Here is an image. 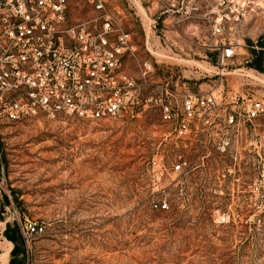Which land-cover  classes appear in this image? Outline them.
Masks as SVG:
<instances>
[{
    "label": "rangeland",
    "instance_id": "obj_1",
    "mask_svg": "<svg viewBox=\"0 0 264 264\" xmlns=\"http://www.w3.org/2000/svg\"><path fill=\"white\" fill-rule=\"evenodd\" d=\"M191 1L159 18L158 0H108L134 48L124 68L137 78L147 47L153 80L169 94L175 86L178 106L183 95L221 84L264 102V0L223 72ZM170 15L179 21L172 32ZM69 18L76 25L96 14L75 0ZM258 59L261 73L251 67ZM165 131L152 107L135 119L0 123V264H264V120L256 136H230L224 157L209 148L199 160L195 142L175 146ZM180 159L195 168L175 173ZM23 219L45 234L25 243Z\"/></svg>",
    "mask_w": 264,
    "mask_h": 264
},
{
    "label": "built area",
    "instance_id": "obj_2",
    "mask_svg": "<svg viewBox=\"0 0 264 264\" xmlns=\"http://www.w3.org/2000/svg\"><path fill=\"white\" fill-rule=\"evenodd\" d=\"M74 1L0 0V123L39 117L88 122L135 119L152 107L159 112L166 138L171 136L175 146L195 142L198 160L209 148L217 156L227 155L233 147L230 136L257 135L264 120L263 101L224 92L221 84L204 94L183 95L178 106L175 86L169 94L167 87L153 80V53L147 47L151 57L139 65L137 78L124 68L123 57L132 56L134 48L108 0H78L91 7L96 18L76 25L69 18ZM179 1L185 0H168L167 14L176 11ZM191 2L195 11H202L203 26L219 51L223 72L244 47L245 27L250 13L260 9L258 0ZM169 17L174 20L169 25L172 32L179 21ZM215 136L217 142L210 145ZM193 168L182 159L173 165L175 173ZM158 177L154 181L159 183ZM152 207L167 210L165 203ZM215 222L224 224L225 218ZM18 225L25 243L45 234L42 223L23 219Z\"/></svg>",
    "mask_w": 264,
    "mask_h": 264
},
{
    "label": "flooded vegetation",
    "instance_id": "obj_3",
    "mask_svg": "<svg viewBox=\"0 0 264 264\" xmlns=\"http://www.w3.org/2000/svg\"><path fill=\"white\" fill-rule=\"evenodd\" d=\"M167 3H168V0H162L160 1V3L157 4V6L159 7V15H160L159 18L163 16H167V9H166ZM175 8H176V11H172L173 14H176L178 12L177 10L178 7L176 6ZM163 21L164 20L162 19L161 23H163Z\"/></svg>",
    "mask_w": 264,
    "mask_h": 264
},
{
    "label": "trees",
    "instance_id": "obj_4",
    "mask_svg": "<svg viewBox=\"0 0 264 264\" xmlns=\"http://www.w3.org/2000/svg\"><path fill=\"white\" fill-rule=\"evenodd\" d=\"M262 59V58H261ZM254 71L257 72H263V67H262V60L258 59V61H254V65L251 66ZM11 238V237H10Z\"/></svg>",
    "mask_w": 264,
    "mask_h": 264
}]
</instances>
